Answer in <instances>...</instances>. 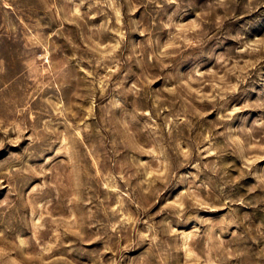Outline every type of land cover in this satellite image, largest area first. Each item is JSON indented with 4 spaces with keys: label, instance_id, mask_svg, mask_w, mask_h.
Returning <instances> with one entry per match:
<instances>
[{
    "label": "rangeland",
    "instance_id": "1",
    "mask_svg": "<svg viewBox=\"0 0 264 264\" xmlns=\"http://www.w3.org/2000/svg\"><path fill=\"white\" fill-rule=\"evenodd\" d=\"M0 264H264V0H0Z\"/></svg>",
    "mask_w": 264,
    "mask_h": 264
}]
</instances>
